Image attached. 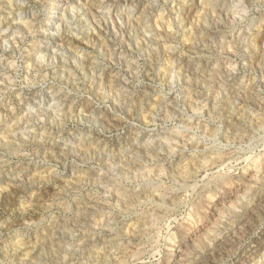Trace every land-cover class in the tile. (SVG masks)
I'll return each instance as SVG.
<instances>
[{
	"label": "clouds",
	"instance_id": "9594fccd",
	"mask_svg": "<svg viewBox=\"0 0 264 264\" xmlns=\"http://www.w3.org/2000/svg\"><path fill=\"white\" fill-rule=\"evenodd\" d=\"M35 4L0 0V264H264V0Z\"/></svg>",
	"mask_w": 264,
	"mask_h": 264
},
{
	"label": "rangeland",
	"instance_id": "374dc122",
	"mask_svg": "<svg viewBox=\"0 0 264 264\" xmlns=\"http://www.w3.org/2000/svg\"><path fill=\"white\" fill-rule=\"evenodd\" d=\"M28 3L31 7H38V5L35 4V0H28ZM25 11L27 12L28 9L26 8ZM101 35H96L95 39L100 40ZM76 49L78 51H73L72 48L69 49L70 52H72L73 55H77L79 59L84 60L85 56L84 54L89 51V46L87 43H81V42H74ZM256 53L255 58H249L244 52L243 49L248 47V44L246 42H240L238 45V55L241 59V61L245 65V70L252 76L257 77L258 84L261 83L260 78L264 77V67L261 66L260 57L264 56V36H261L257 38L256 42ZM200 49L197 48V51ZM196 73L193 71L192 77L195 80L196 79ZM251 102V101H250Z\"/></svg>",
	"mask_w": 264,
	"mask_h": 264
},
{
	"label": "bare ground",
	"instance_id": "6f19581e",
	"mask_svg": "<svg viewBox=\"0 0 264 264\" xmlns=\"http://www.w3.org/2000/svg\"><path fill=\"white\" fill-rule=\"evenodd\" d=\"M243 42V41H242Z\"/></svg>",
	"mask_w": 264,
	"mask_h": 264
}]
</instances>
